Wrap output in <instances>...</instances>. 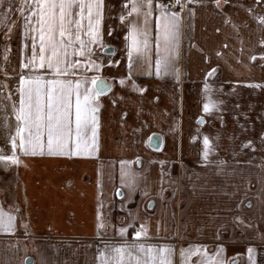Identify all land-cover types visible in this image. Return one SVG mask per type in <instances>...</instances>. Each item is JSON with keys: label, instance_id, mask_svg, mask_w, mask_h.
<instances>
[{"label": "crops", "instance_id": "0c3cea01", "mask_svg": "<svg viewBox=\"0 0 264 264\" xmlns=\"http://www.w3.org/2000/svg\"><path fill=\"white\" fill-rule=\"evenodd\" d=\"M180 1L179 45L169 53L168 70L158 74L155 0L148 54L133 48L131 69L126 22L142 25L143 14L128 16V0H101L100 43L90 45L100 70L86 65L87 52L75 55L70 48L67 59L81 63L71 70L76 75L60 77L73 82L87 77V86L100 92L93 101L96 144L82 155H49L46 147L25 155L17 149L18 164L0 161L1 171L12 166L13 177L11 189L0 192L5 222L13 217L10 229L0 228V264H24L27 257L33 264H101L105 245L125 243L168 246L171 264H182L181 249L199 246L187 264H226L225 239L242 245V264H264V244L230 232L233 218L201 227L197 224L210 219L190 212L207 209L214 216L231 210L233 202L223 194L233 164H250L255 171L264 166V45L257 46L264 38V0ZM32 3L0 5V154L5 155H11L10 137L20 124L14 106L19 108L20 78L29 74L21 65L33 54V37L39 53V33L30 31L39 28L37 17L25 22ZM84 24L81 39L88 42L87 20ZM251 40L249 49L245 43ZM106 47L114 49L112 55L101 53ZM159 55H165L162 45ZM39 71L55 78L46 68ZM253 71L258 80L244 82ZM209 73L216 79L210 87L204 83ZM93 77L99 86L91 84ZM206 103L213 105L208 112ZM87 138L92 139L91 127ZM200 180L206 184L197 185ZM205 192L214 193L207 205L197 200ZM180 215L174 230L170 220ZM137 231L144 234L135 238ZM182 241L188 244L179 245Z\"/></svg>", "mask_w": 264, "mask_h": 264}, {"label": "snow or ice", "instance_id": "6c2138e0", "mask_svg": "<svg viewBox=\"0 0 264 264\" xmlns=\"http://www.w3.org/2000/svg\"><path fill=\"white\" fill-rule=\"evenodd\" d=\"M3 3L4 0H0V5ZM128 4L130 5L128 16L143 14L142 25L126 22L124 15L120 17L122 22L128 23L129 36L132 38L128 53L129 69H131L133 48L140 55L148 54L151 35L149 17L153 14L154 0H128ZM176 5H180L183 10L184 6L180 0H175L171 7L174 8ZM101 6V0H33L30 15L25 16V22L31 24L32 16L37 17L35 23L39 28L33 26L30 31L39 33V53L37 54L36 50V38L33 37V54L27 63L21 65L23 69L29 70V74L20 78L19 108L14 106L15 117L20 124L16 128V134L10 137L12 154H0V161L18 164L20 161L16 154L17 149L25 155L35 154L37 149L43 153L45 147L49 155H82L94 149L97 108L93 101L100 92L87 86L89 83L87 77L75 82L60 77L76 75V72L71 70L74 63L75 65L81 63L80 60L73 63L67 59L70 48L75 55H84L87 52L90 64L86 62V65L97 72L100 70L101 65L92 59L90 45L100 43ZM169 7L170 5L155 0V8L159 10V15L155 19L158 74L162 69L168 70L169 53L178 47L180 39V13L169 11ZM85 20H87L88 42L81 39V33L85 31ZM261 22L264 23V18H261ZM77 42L78 49L74 48ZM161 45L165 52L163 57L159 55ZM46 53L50 54L46 55ZM109 63L113 62L109 61ZM45 68L55 78L46 79L45 74L39 71ZM98 81V77L91 78L93 85L99 86ZM212 106L206 103L204 111L208 112ZM89 127L92 129L91 141L87 138ZM17 138H19L18 142ZM204 144L206 146L209 144L207 137L204 138ZM12 220L13 217L9 215L5 222V213L0 209V228L10 229ZM98 227H103V224ZM141 228L143 229V225ZM125 231L124 228L120 229L121 234ZM143 234L142 231H137L134 237L139 238ZM199 251H201L199 246L195 249H181L182 264H187L189 256ZM172 252L173 250L168 246L154 248L151 245L146 247L142 243L105 245V249L101 252L104 257L101 264H171ZM251 252L252 249H249V253Z\"/></svg>", "mask_w": 264, "mask_h": 264}, {"label": "rangeland", "instance_id": "374dc122", "mask_svg": "<svg viewBox=\"0 0 264 264\" xmlns=\"http://www.w3.org/2000/svg\"><path fill=\"white\" fill-rule=\"evenodd\" d=\"M254 41L251 40V42L248 44L246 41L245 46H249V49L254 48L253 47ZM264 45V38L260 39V42H257V46ZM244 46V47H245ZM247 52V48L245 50ZM255 74V71H253L252 74H248L247 76L251 79L248 80L245 79L244 82L251 83L254 82V79L259 78V75ZM258 80V79H257ZM264 80V79H263ZM216 79L213 75H210L209 77L204 80V83L208 84L210 87ZM239 80H236L238 82ZM241 81V80H240ZM213 82V83H212ZM264 82V81H263ZM264 84V83H263ZM208 87V88H209ZM4 93V91H3ZM10 127V131H11ZM12 147V145L10 144ZM12 154V151L10 152ZM237 164V163H236ZM233 164L234 166V173L232 175H228L229 181H232L231 184H227L225 188V193L223 194L224 198L228 199V201L233 202V207L231 210H223V214L215 213L214 216L209 215L207 212V209H204L202 211V214H197L196 208H193L190 212H193L192 214H196L194 218L197 219H210L209 221L203 223V224H197V226L205 227V225L208 223L207 227L211 226L215 218L223 217L224 219H231L233 218V223L229 224V230L230 232H238L239 234L243 235L244 238L248 237L252 240V238H256L257 240H261V243L264 244V166H258V170H253V165H238ZM1 169V168H0ZM247 171V172H246ZM248 179V180H247ZM247 180V181H246ZM206 181L200 180L198 181L197 185L202 186ZM13 183V177H12V166L10 165L5 170H0V192L5 193L7 188L11 189ZM205 191V188H204ZM203 191V192H204ZM6 194V193H5ZM214 195L213 192H205V194H200L198 197V202L204 203L205 205L208 204V200L212 199L214 200V197L211 196ZM222 196L220 195V198ZM244 200L245 204L244 206L240 207L238 204V201ZM210 204V202H209ZM249 204H251L249 207H247ZM211 205V204H210ZM199 210V209H198ZM220 212V211H218ZM181 215L178 217H175V221L172 219L171 226L175 230V224L180 223ZM193 232V229H192ZM243 238V240H245ZM179 244V243H178ZM188 243L187 241L180 242L179 245L186 246ZM223 244L225 247H227V256H226V264H242V258L239 256L238 253L242 252V245H229L228 241L225 239L223 240Z\"/></svg>", "mask_w": 264, "mask_h": 264}, {"label": "water", "instance_id": "95a60500", "mask_svg": "<svg viewBox=\"0 0 264 264\" xmlns=\"http://www.w3.org/2000/svg\"><path fill=\"white\" fill-rule=\"evenodd\" d=\"M113 52H114V49L112 47H106V48L102 49V51H101V53L105 56L112 55ZM118 196H120V195H118ZM24 264H33V259L31 257H27L24 261Z\"/></svg>", "mask_w": 264, "mask_h": 264}, {"label": "built area", "instance_id": "2783aa9c", "mask_svg": "<svg viewBox=\"0 0 264 264\" xmlns=\"http://www.w3.org/2000/svg\"><path fill=\"white\" fill-rule=\"evenodd\" d=\"M174 3H175V0H163V4L170 5L169 11H179V10H181L180 5H176L174 8L171 7V4H174ZM180 3L184 6V3L183 2L180 1Z\"/></svg>", "mask_w": 264, "mask_h": 264}]
</instances>
